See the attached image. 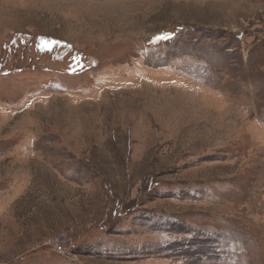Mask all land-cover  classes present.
<instances>
[{"label":"rangeland","instance_id":"obj_1","mask_svg":"<svg viewBox=\"0 0 264 264\" xmlns=\"http://www.w3.org/2000/svg\"><path fill=\"white\" fill-rule=\"evenodd\" d=\"M0 264H264V0H0Z\"/></svg>","mask_w":264,"mask_h":264},{"label":"built area","instance_id":"obj_2","mask_svg":"<svg viewBox=\"0 0 264 264\" xmlns=\"http://www.w3.org/2000/svg\"><path fill=\"white\" fill-rule=\"evenodd\" d=\"M38 247L47 246L53 249L56 253L63 256H77L72 246H70L69 235L67 232L62 231L54 234L49 239L37 245Z\"/></svg>","mask_w":264,"mask_h":264}]
</instances>
